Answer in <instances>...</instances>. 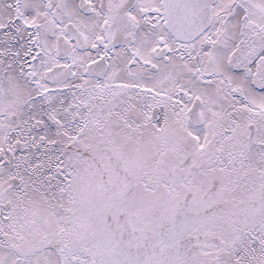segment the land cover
<instances>
[{"label":"snow or ice","instance_id":"obj_1","mask_svg":"<svg viewBox=\"0 0 264 264\" xmlns=\"http://www.w3.org/2000/svg\"><path fill=\"white\" fill-rule=\"evenodd\" d=\"M0 264H264V0H0Z\"/></svg>","mask_w":264,"mask_h":264}]
</instances>
